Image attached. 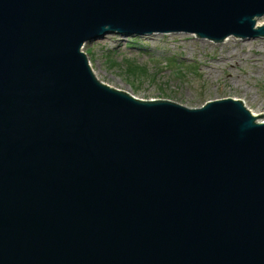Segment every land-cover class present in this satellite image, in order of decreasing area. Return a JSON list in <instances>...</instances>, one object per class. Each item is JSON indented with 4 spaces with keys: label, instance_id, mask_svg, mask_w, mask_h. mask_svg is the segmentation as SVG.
<instances>
[{
    "label": "water",
    "instance_id": "1",
    "mask_svg": "<svg viewBox=\"0 0 264 264\" xmlns=\"http://www.w3.org/2000/svg\"><path fill=\"white\" fill-rule=\"evenodd\" d=\"M264 0H0V264H264V113L102 83L108 33L264 37Z\"/></svg>",
    "mask_w": 264,
    "mask_h": 264
},
{
    "label": "rangeland",
    "instance_id": "2",
    "mask_svg": "<svg viewBox=\"0 0 264 264\" xmlns=\"http://www.w3.org/2000/svg\"><path fill=\"white\" fill-rule=\"evenodd\" d=\"M257 20L264 23V15ZM200 40L184 32L108 33L85 42L83 51L101 82L135 98L198 107L210 100L238 97L249 110L257 109L260 102L262 106L264 37L246 38L252 42L249 46H243V41L223 45ZM260 44L261 50L256 51ZM233 48L236 54L225 61ZM228 74L239 80L232 81Z\"/></svg>",
    "mask_w": 264,
    "mask_h": 264
},
{
    "label": "bare ground",
    "instance_id": "3",
    "mask_svg": "<svg viewBox=\"0 0 264 264\" xmlns=\"http://www.w3.org/2000/svg\"><path fill=\"white\" fill-rule=\"evenodd\" d=\"M263 22L262 21H260V20H257L256 21V25L257 26H259V25H261ZM207 40V42H211V40H208V39H201L200 41H201V43L202 44H204V42ZM240 41H243V42H240ZM237 42H240V43H242V45L243 46H245V45H247V46H249V45H251L252 44V42L251 41H246V39H243V38H232L231 36H227L226 38H224L223 40H222V44L223 45H226V44H229V43H231V44H236ZM261 48H262V44H260V45H258L256 48H255V50L256 51H260L261 50ZM235 52V53H234ZM236 54V50L233 48L227 55H226V59H225V61H230L231 60V55H235ZM246 57V54H242V58H245ZM92 68V67H91ZM228 77H230V79L232 80V81H238L239 79H238V77H231V74H228L227 75ZM235 99H239L238 97H234ZM251 112H252V114H254V115H258L259 114V112L260 113H264V103L262 104V106H261V102L258 104V108L257 109H251L250 110ZM260 121H264V119H262V120H260Z\"/></svg>",
    "mask_w": 264,
    "mask_h": 264
}]
</instances>
